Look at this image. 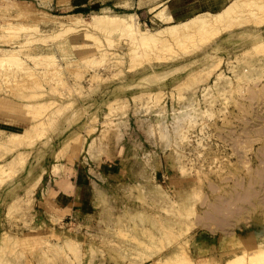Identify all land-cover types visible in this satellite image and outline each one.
I'll return each instance as SVG.
<instances>
[{
    "label": "rangeland",
    "instance_id": "rangeland-1",
    "mask_svg": "<svg viewBox=\"0 0 264 264\" xmlns=\"http://www.w3.org/2000/svg\"><path fill=\"white\" fill-rule=\"evenodd\" d=\"M131 4L110 0L81 15L134 13ZM41 6L0 0L7 9L0 29L36 23L48 34L50 20L80 14ZM260 10H232L229 28L178 32L183 42L150 47L113 33L101 52L82 32L29 49L0 43V51L55 54L60 67L0 79V143L7 132L29 130L22 142L0 144V264H132L130 252L149 230L163 248L153 243L162 252L144 264H163L155 259L170 253L169 237L192 238L187 253L196 245L198 257L217 264L239 250L221 240L256 233L253 244L264 242ZM138 21L143 29L164 26Z\"/></svg>",
    "mask_w": 264,
    "mask_h": 264
},
{
    "label": "bare ground",
    "instance_id": "bare-ground-1",
    "mask_svg": "<svg viewBox=\"0 0 264 264\" xmlns=\"http://www.w3.org/2000/svg\"><path fill=\"white\" fill-rule=\"evenodd\" d=\"M145 1L146 0H139L138 4L139 5L144 4ZM245 2L247 3V6H245L246 9H244L243 4H242ZM160 3H161V1L155 3L149 9L150 10L155 9L156 7H158L160 5ZM244 5H246V4H244ZM10 8L11 7H9V9ZM158 8H160V7H158ZM260 8H263V11L260 10V11H262L260 13L261 14L264 13V0H244L241 3H239V0H230L218 12L210 13V12L205 11V13H200V14L196 13L197 15H194V16L188 18L187 20L180 21V22H171L172 19L169 15L166 14L165 8H161L154 13V15L152 17V21L156 22V23L165 22L166 24L160 28L153 29V30H151L149 28L148 29L141 28L140 22L138 21V16L136 13H133V12L132 13L131 12L130 13H123V14H106V13L93 12L89 19H84V17L81 14H79V15H71L70 17H67L66 20H58V19L50 20V22L54 23L56 26L54 28H51L50 29L51 33L47 32L48 34H46V32L43 33V31L40 29L39 25L36 23L32 24V25H28L25 28H23L21 26L20 27H4V28L0 29V31H1L0 33L4 34L6 36V38L4 40L3 39L0 40V43H5V42L9 43L10 47L13 49H15V48H21V49L27 48V49H29V47H32L33 45H36V44L44 45V44H46V42L48 40H51V41H54L57 39L59 40L66 34L74 35V34H77L79 32H82L85 40L93 42L95 48L100 46V48H99L100 50L103 47L102 45L104 44V41L105 40L109 41L111 38V35L113 33L114 34L118 33L120 35V38H121V36L122 37L124 36L123 38L126 37V39H130V42L132 43V41H133V43L135 42L136 45L145 44L146 47H150L151 45L153 46V44H155L157 42H163V44H164L165 42L176 41V42L181 43V42H183V39H182V41H177V40H181V39L177 38L178 32H182V34L185 38H187V37L189 38L191 35L196 36L197 34L199 35L201 33L205 34V32H207L209 30L212 31L211 29H213V28L215 30V28L218 26L219 27L224 26L225 28H227V27L229 28V26H231L230 22L232 24V21H231L232 20V14H231L232 10H234L235 12H241V11L243 12L244 10H249V12L251 11L250 12V14H251L252 11H254V9H256L258 11ZM106 9H108V8H106ZM2 10L4 12L7 9L2 8ZM2 10L0 8V11H2ZM249 12H248V14H249ZM256 15H257V13H256ZM238 17L239 16H236L235 18H238ZM3 22H5V24H16L10 20L4 21V19H3ZM218 28H216V29H218ZM217 31H219V30H217ZM97 33H99L103 37L99 36V34L97 35ZM8 35L9 36L11 35V37H9ZM47 43H49V42H47ZM145 45H144V47H145ZM254 46H257V45H254ZM9 50H10V48H9ZM5 51H7V52H5ZM101 52H102V50H101ZM100 57H101V55H100ZM28 62H29V64H28ZM30 64H32V65H30ZM57 65L58 64L56 63V55L52 54V53L20 55V54L15 53V52H13V53L10 51L8 52V49H4L3 51H0V79L5 80V81L11 80V78H13V76H15V74H17L16 72H21L23 74L24 73L30 74V73L35 72V70L41 71L40 73L51 72V70L55 71V69L57 71L60 68L59 66L57 67ZM52 74H53V72H52ZM54 75H57V74L55 73ZM12 82H14V81H12ZM192 102L189 103V105H193ZM27 106H28V104H27ZM183 113H184L183 115L186 114L185 112H183ZM33 118H34V115H33ZM35 125H37V124H35ZM37 129H39V128H37ZM28 133H29L28 129H26L23 133L7 132L4 137H6L7 143L12 142V144H13L15 142L17 143L19 140L21 141L24 137L26 138V135ZM2 141H3V139H2ZM2 141H1V143H2ZM6 142H3L2 144L0 143L1 146L4 145V143L7 146L8 144H6ZM19 153H21V152H19ZM17 158L15 156L16 160H17ZM18 160H20V159H18ZM19 162H21V160ZM5 164H7V163H5ZM9 167H10V165H9ZM12 167H14V166H12ZM6 168H4V169L6 170ZM14 169H15V167H14ZM1 170H3V168ZM10 171H12V170L10 169L9 172ZM13 172H14V170H13ZM5 173H7V172H5ZM15 173H16V171H15ZM1 174L3 175L4 173H1ZM7 174H8L7 178H9V177H12L13 173L10 174V176H9V173H7ZM4 178H6V176L3 177V179ZM3 179H2V181H3ZM138 214H140V213H138ZM143 215H145V214H143ZM146 218H145V220H146ZM151 220H150V222H148V225L155 222V219H151ZM176 227L177 226L174 223L171 224V226H170L171 230L170 229L169 230L171 232H169V231L168 232L172 236L177 234L176 233L177 230H174V228H176ZM146 233H149V235L147 236L148 239H146L148 241H143L142 239L139 240L140 243H141V241L143 242V247H137L135 249H132L133 251L130 252L132 264H144V263L150 261L151 259H153L156 252H158V251L162 252V250H160L159 248H163V246L162 245H160L162 247L157 246L161 243L156 244V243H158L159 240H158V238H156L155 234H153L150 230L148 232L146 231ZM253 234L256 235V233H252L251 234L252 236L250 235V237H247L244 239H240L237 236H231L227 239L221 240L220 241L221 244H224L225 241L228 240V241H230L231 245L232 244L238 245V247H239V250H237V251L236 250L235 251L232 250L231 252L229 251L230 253L228 255H226L223 264H264V242H263V240H260V241H258L257 244L254 245L253 240L255 239V236H253ZM172 238L173 237H169L168 241L166 240L167 243L165 245L166 248H171L170 253L164 254L161 258L158 257L157 259H155L156 262H160L163 264L164 263L217 264L216 262H212L208 255H204V256L201 255L198 257L197 255L201 254V253L196 252L197 248L199 251V247L196 245L193 246L194 250H196V251L192 255L187 253V251L185 250V247L188 244L193 245L192 240H190L192 238H190V239L186 238L185 240L181 239V241H178V240L172 239ZM67 242H69V241H67ZM70 242H69V245L71 244ZM153 243L156 244V247H159L158 248L159 250L158 249L154 250L155 246H153L154 245ZM204 243L202 241V244H204ZM71 245H70V248H71ZM59 246L61 249L62 248L61 245H59ZM236 249H238V248H236ZM164 250H165V248H164ZM199 252H202V251H199ZM195 256H197V257H195Z\"/></svg>",
    "mask_w": 264,
    "mask_h": 264
},
{
    "label": "crops",
    "instance_id": "crops-1",
    "mask_svg": "<svg viewBox=\"0 0 264 264\" xmlns=\"http://www.w3.org/2000/svg\"><path fill=\"white\" fill-rule=\"evenodd\" d=\"M42 2L41 8L47 11H58L60 13H66L75 11L83 14L90 11L91 8L102 4L110 0H39ZM121 1V0H117ZM139 0H132L130 8L135 9L134 13L137 16H141L144 23L152 22V17L156 11L161 8H165L167 15L171 17V22H180L187 20L188 18L197 15L198 13H215L221 10L230 0H150L149 2L138 4ZM160 5L153 10L149 8L155 3L160 2ZM108 7H116L126 9L124 6L117 5L115 2L107 5ZM164 6V7H163ZM149 9V10H148ZM197 13V14H196ZM165 25L166 23L163 22Z\"/></svg>",
    "mask_w": 264,
    "mask_h": 264
}]
</instances>
